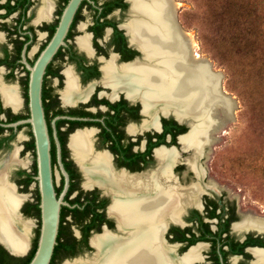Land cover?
Instances as JSON below:
<instances>
[{
  "label": "flooded vegetation",
  "instance_id": "1",
  "mask_svg": "<svg viewBox=\"0 0 264 264\" xmlns=\"http://www.w3.org/2000/svg\"><path fill=\"white\" fill-rule=\"evenodd\" d=\"M72 1L0 0V178L25 195L23 218L37 215L40 203L38 189L35 203L28 198L30 184L37 185L29 85L41 56L55 47L40 91L52 182L62 195L61 245L49 264H103L94 243L102 234L106 264L119 252L129 253L131 264L143 252L153 264H264V217L242 212L207 182L203 159L214 131L185 147L181 138L195 122L163 110V100L146 103L144 81L130 92L105 77L107 66L165 65L145 45V35L166 25L150 8L154 0H79L71 12ZM138 23L148 28L143 36ZM89 176L105 182L86 185ZM120 193L133 210L149 196L163 197L147 215L125 220ZM38 218L40 227V208Z\"/></svg>",
  "mask_w": 264,
  "mask_h": 264
},
{
  "label": "rangeland",
  "instance_id": "2",
  "mask_svg": "<svg viewBox=\"0 0 264 264\" xmlns=\"http://www.w3.org/2000/svg\"><path fill=\"white\" fill-rule=\"evenodd\" d=\"M194 53L222 74L223 91L234 100L232 118L213 133L204 161L207 182L224 191L242 212L264 217V42L255 26L264 18H241L240 0H174ZM174 2V3H175ZM28 198L37 201V185ZM33 221L27 255L38 237ZM24 255V256H25Z\"/></svg>",
  "mask_w": 264,
  "mask_h": 264
},
{
  "label": "bare ground",
  "instance_id": "3",
  "mask_svg": "<svg viewBox=\"0 0 264 264\" xmlns=\"http://www.w3.org/2000/svg\"><path fill=\"white\" fill-rule=\"evenodd\" d=\"M162 1L154 0L150 8L154 12L160 11L166 25L160 24L162 32L159 34L145 35V45L154 55L162 54V58L165 57V65L151 70L142 66H123L121 71L107 66L105 77L111 79L113 86L125 87L130 92L137 91L144 81L146 103L151 99H160L163 100L161 107L163 110L170 107L180 117L192 115L197 118L190 132L183 136L181 141L185 147L189 144L199 146L203 144L202 142L211 139L210 132L216 131L226 120L232 118L234 100L222 89V74L214 71L206 58L194 53L195 43L191 34L186 32L177 21L175 4L178 3L174 0ZM147 29V26L142 23L135 26L136 32L141 33L142 36ZM68 89H71V92L76 91L71 83ZM214 106H219V110L217 111V107ZM15 157L13 154L8 160L11 162V159L15 160ZM104 161L102 158V163ZM95 162L94 160L93 163ZM99 181L103 184L105 182L104 179ZM11 184L3 182L0 178V239L12 251L24 253L29 248L33 221L20 215L19 206L25 195L18 194L14 185ZM162 197L161 194L157 197L149 196L144 200V206L136 205L133 210L132 206L127 204L125 195L120 193L117 203L124 212L123 216L126 220L133 216L147 215L148 208ZM144 243V245L147 244V238L144 239ZM150 254L141 253V258H137L135 264H153L154 259L151 252ZM124 264H131V260L128 259Z\"/></svg>",
  "mask_w": 264,
  "mask_h": 264
},
{
  "label": "water",
  "instance_id": "4",
  "mask_svg": "<svg viewBox=\"0 0 264 264\" xmlns=\"http://www.w3.org/2000/svg\"><path fill=\"white\" fill-rule=\"evenodd\" d=\"M79 0H73L70 9L71 12L74 10L77 2ZM69 19V18H67ZM64 31L61 32L60 37ZM55 47H52L48 52L41 56V59L38 61L36 66L32 71V76L29 85V107L31 116L29 121L32 124L33 135L35 140V151H36V164H37V189L40 195V227L39 235L37 240V246L34 251L33 256L31 257L28 264H49L54 246L56 244V238L58 233L59 226V217H60V204L62 202V195L57 197L52 182L51 176V164H50V142L47 133V127L43 115L42 105H41V77L43 73L44 66L48 60L51 53L54 51ZM215 107V106H214ZM217 111L219 110V106ZM215 107V108H216ZM183 119H186L189 123H193L197 118L192 115L184 116ZM199 118V117H198ZM93 182H100L99 178L89 176L86 185H90ZM23 217L22 213L19 212ZM94 243L99 248V254L102 256L103 264L107 263V254L106 249L108 244V238L106 234H102L94 239ZM0 244L13 256L22 257L26 254L17 253L12 251L1 239ZM115 254V253H114ZM119 257V258H118ZM118 257L113 258L108 263L113 264H124L130 257V254L127 253L121 254L118 253ZM76 262H66L65 264H76ZM80 262H78L79 264Z\"/></svg>",
  "mask_w": 264,
  "mask_h": 264
},
{
  "label": "trees",
  "instance_id": "5",
  "mask_svg": "<svg viewBox=\"0 0 264 264\" xmlns=\"http://www.w3.org/2000/svg\"><path fill=\"white\" fill-rule=\"evenodd\" d=\"M236 14H238L241 18H264V0H240L236 6ZM257 25L258 26H255V28L258 31V35L262 36V38H256L257 40L263 39L264 42V22H259ZM35 207L37 210V216L39 217V207L36 204ZM57 241L58 244L54 247L53 257L57 254L58 248L61 245L60 235L57 236ZM36 244L37 239L31 251L22 257L11 255L0 244V264H28L34 254Z\"/></svg>",
  "mask_w": 264,
  "mask_h": 264
}]
</instances>
